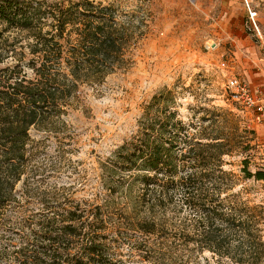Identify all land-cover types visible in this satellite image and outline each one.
<instances>
[{
    "label": "rangeland",
    "instance_id": "374dc122",
    "mask_svg": "<svg viewBox=\"0 0 264 264\" xmlns=\"http://www.w3.org/2000/svg\"><path fill=\"white\" fill-rule=\"evenodd\" d=\"M19 1L25 8L40 3L48 16L68 8L91 15L99 5L109 7L119 23L132 25L136 39L118 70L100 84L82 85L71 109L53 119L47 129L30 130L33 144L27 171L0 214V253H14L28 241L47 245V239L34 233L56 216V201L77 208L81 218L89 221L102 218L108 228L124 222L130 210L127 187L136 174L125 171L121 163L125 154L117 151L132 138L167 147L159 134L169 128L166 118L172 124L206 127L209 122L201 119L220 110L236 117L238 135L245 136L244 128L253 131L248 150L224 156L223 168L236 176L234 191H241L243 200L264 205V182L244 179L241 172L244 159L252 174L264 170V128L252 125L226 89L230 75L250 85L264 83V47L248 20L254 12L255 25L264 38V0ZM2 35L0 92L5 90L9 72L27 83L35 81L27 32L8 30ZM210 41L218 44L217 49H205ZM185 150L181 143L174 152L178 157ZM103 234L110 244L116 240L112 247L107 245L108 252L116 250L114 257L120 264H130L124 234ZM195 256L202 264L219 259L208 251ZM220 260L229 263L226 258ZM0 264L19 263L8 255L0 256Z\"/></svg>",
    "mask_w": 264,
    "mask_h": 264
},
{
    "label": "trees",
    "instance_id": "16d2710c",
    "mask_svg": "<svg viewBox=\"0 0 264 264\" xmlns=\"http://www.w3.org/2000/svg\"><path fill=\"white\" fill-rule=\"evenodd\" d=\"M23 4L0 0V41L8 30L27 32L35 73V81L27 83L9 72L0 92V214L27 171L30 130L47 129L71 109L82 85L100 84L118 70L136 39L132 25L119 23L109 7L99 5L91 15L68 8L48 16L40 3ZM201 120L209 124L195 128L166 118L169 128L159 134L167 147L132 138L118 149L125 154V171L136 174L127 187L130 210L124 222L108 228L102 218L89 221L56 201V216L34 233L47 245L28 241L0 256L13 255L19 264H120L116 250L109 253L107 247L116 240L110 244L103 234L111 231L124 234L130 264H202L195 254L204 251L219 258L214 264H263L264 205L243 200L241 191H234L236 176L223 168V157L248 150L254 133L244 128L245 136L238 135L236 117L220 110ZM181 143L186 150L177 157ZM242 164L244 179L264 182V170L252 174L246 159Z\"/></svg>",
    "mask_w": 264,
    "mask_h": 264
},
{
    "label": "built area",
    "instance_id": "2783aa9c",
    "mask_svg": "<svg viewBox=\"0 0 264 264\" xmlns=\"http://www.w3.org/2000/svg\"><path fill=\"white\" fill-rule=\"evenodd\" d=\"M249 23L253 25V29L257 32L258 40L264 47V38L260 36L254 22L255 13H249ZM218 44L214 41L206 43L205 49L213 51L217 49ZM224 64H222V67ZM226 89L231 100L240 106L250 118L252 125L257 128H264V85L259 87L251 86L244 79H240L235 75L227 77Z\"/></svg>",
    "mask_w": 264,
    "mask_h": 264
},
{
    "label": "crops",
    "instance_id": "0c3cea01",
    "mask_svg": "<svg viewBox=\"0 0 264 264\" xmlns=\"http://www.w3.org/2000/svg\"><path fill=\"white\" fill-rule=\"evenodd\" d=\"M252 85V84H251ZM262 85H264V83H262V84H253L252 86H254V87H259V86H262Z\"/></svg>",
    "mask_w": 264,
    "mask_h": 264
}]
</instances>
